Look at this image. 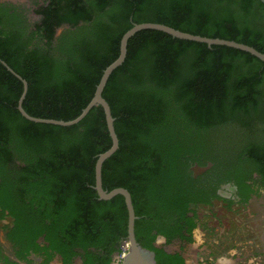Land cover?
Returning <instances> with one entry per match:
<instances>
[{"label": "trees", "instance_id": "1", "mask_svg": "<svg viewBox=\"0 0 264 264\" xmlns=\"http://www.w3.org/2000/svg\"><path fill=\"white\" fill-rule=\"evenodd\" d=\"M35 13L32 23L24 9L0 0V60L26 80L22 107L36 118L77 117L134 24H164L264 53L260 0H44ZM22 91L0 62V208L14 218L11 239L22 251L59 254L63 264L78 253L83 264H109L114 242L127 237L128 213L122 195L99 199L94 189L96 159L111 145L102 107L73 125L34 122L18 109ZM102 96L119 140L103 162L102 187L129 191L136 240L156 264H186L168 245L191 237L160 229L166 240L156 244L145 229L150 206L184 211V180L207 158L216 160L206 171L249 161L264 178V62L233 47L143 29L128 39Z\"/></svg>", "mask_w": 264, "mask_h": 264}, {"label": "flooded vegetation", "instance_id": "2", "mask_svg": "<svg viewBox=\"0 0 264 264\" xmlns=\"http://www.w3.org/2000/svg\"><path fill=\"white\" fill-rule=\"evenodd\" d=\"M245 158L241 157L242 160ZM212 159L207 158V165L203 168L194 165L196 169L190 170L184 180L189 193L186 209L182 212H156V206H150L145 229L150 231L158 245L164 244L166 240L159 232L160 229L167 233L180 230L185 236H190V242L174 241L168 245L172 252L182 256L186 264H190L183 255L186 246H193V249L203 254V264L213 263L219 256L243 257L246 249L249 252L244 264H264V178L254 168V163L249 161H240L228 169L218 167L222 169L206 171L208 167H213L216 158ZM140 204L145 209L143 201ZM13 227L14 218L7 210L2 211L0 208V264L64 263L62 257L53 252H49L52 257L48 259L44 252L38 254L32 249L22 251L11 239ZM188 229L191 230L188 232ZM127 238L128 232L125 239L114 242L115 250L108 255L109 264L120 263V255L128 244ZM36 242L41 247L47 245L43 236L36 239ZM21 252L24 253V259L19 258ZM82 255L78 253L72 256L68 264H83ZM99 255L107 257L103 251ZM91 262L106 264L97 258Z\"/></svg>", "mask_w": 264, "mask_h": 264}, {"label": "water", "instance_id": "3", "mask_svg": "<svg viewBox=\"0 0 264 264\" xmlns=\"http://www.w3.org/2000/svg\"><path fill=\"white\" fill-rule=\"evenodd\" d=\"M264 4V0H260ZM143 29H154L163 31L167 34H170L173 37L186 39V40H192L197 42L206 43L209 47L211 45H225L229 47H233L239 50H243L246 52H249L250 54L256 56L261 61L264 62V53L259 52L254 47L238 43L231 40H225L220 38H208L203 37L199 35H193L189 33L182 32L180 30L174 29L170 26L159 24V23H139L134 24L130 29H128L122 36L120 40V47H119V55L118 57L111 62L104 70L100 77V80L98 84L96 85L94 95L92 99L89 101V103L82 109L81 113L68 121L64 120H56V119H45V118H36L33 116H30L22 107V100L25 97L26 91H27V82L25 79H23L20 75L16 74L11 67H9L4 61L0 60V62L13 74H15L23 83V91L19 100L18 109L21 112V114L34 122H41V123H51V124H57L62 126H68L78 123L87 113L88 111L96 105H100L104 111L105 114V120L106 125L108 129L109 136L111 138V145L110 147L100 153L96 159L95 162V184L94 189L96 190L98 194L99 199L108 200L112 197L120 194L124 197L127 213H128V222H127V232H128V249L125 255L123 256L121 260V264H156L155 261V254L153 251H150L149 249H146L142 247L136 240L135 234H134V223H135V213L134 208L132 205V199L129 191L122 187L114 188L110 191H106L102 187V181H101V169L103 162L108 159L117 149L119 146V140L116 135L115 129H114V118L111 114V109L107 101L102 96V91L104 89V86L107 82V79L111 72L120 66L122 62L125 59L126 51H127V42L128 39L133 36L136 32L143 30Z\"/></svg>", "mask_w": 264, "mask_h": 264}, {"label": "rangeland", "instance_id": "4", "mask_svg": "<svg viewBox=\"0 0 264 264\" xmlns=\"http://www.w3.org/2000/svg\"><path fill=\"white\" fill-rule=\"evenodd\" d=\"M1 1L13 3L16 6H19L22 9H24L25 13L27 14L28 18L32 23H35L39 19V16L35 13V10L37 9L38 5L43 2L42 0H1ZM243 252L245 255V256L243 255V257L219 256L218 260L213 261V263L211 262L210 264H244V262L247 261V252L249 251L248 249H246ZM183 255L190 264H203V260L201 259V257H203V254L200 253V251L193 249V246H186L183 249Z\"/></svg>", "mask_w": 264, "mask_h": 264}, {"label": "built area", "instance_id": "5", "mask_svg": "<svg viewBox=\"0 0 264 264\" xmlns=\"http://www.w3.org/2000/svg\"><path fill=\"white\" fill-rule=\"evenodd\" d=\"M124 248H125V250H124V252L120 255V261L119 262H121V260H122V258H123V256L125 255V253L127 252V249H128V244H126L125 246H124ZM119 264V263H118Z\"/></svg>", "mask_w": 264, "mask_h": 264}]
</instances>
